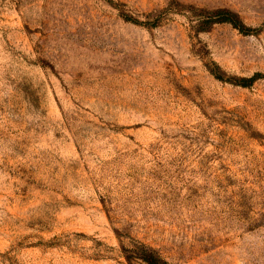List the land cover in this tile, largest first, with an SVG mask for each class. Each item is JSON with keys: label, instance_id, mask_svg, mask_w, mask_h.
Instances as JSON below:
<instances>
[{"label": "rangeland", "instance_id": "obj_1", "mask_svg": "<svg viewBox=\"0 0 264 264\" xmlns=\"http://www.w3.org/2000/svg\"><path fill=\"white\" fill-rule=\"evenodd\" d=\"M142 247L264 264V0H0V264Z\"/></svg>", "mask_w": 264, "mask_h": 264}, {"label": "trees", "instance_id": "obj_2", "mask_svg": "<svg viewBox=\"0 0 264 264\" xmlns=\"http://www.w3.org/2000/svg\"><path fill=\"white\" fill-rule=\"evenodd\" d=\"M199 16H201V31H206L216 24L223 23L232 25L243 34H248L250 31L236 13L227 9L202 11ZM133 254L136 256V259H139L146 264H169L146 247L139 248V252H134ZM128 259L130 260V257Z\"/></svg>", "mask_w": 264, "mask_h": 264}]
</instances>
